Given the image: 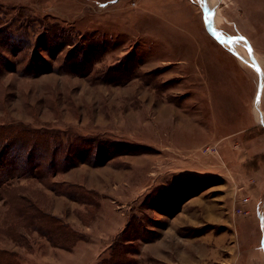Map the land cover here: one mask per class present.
Returning <instances> with one entry per match:
<instances>
[{
  "label": "rangeland",
  "instance_id": "1",
  "mask_svg": "<svg viewBox=\"0 0 264 264\" xmlns=\"http://www.w3.org/2000/svg\"><path fill=\"white\" fill-rule=\"evenodd\" d=\"M96 41L94 73L134 66L127 84L59 71ZM36 56L51 70L23 74ZM11 126L108 148L14 181L83 239L70 251L38 233L15 243L1 199L0 248L21 264H98L124 230L131 264H264V0H0V127ZM49 146L61 162L64 146ZM67 185L85 198L59 194Z\"/></svg>",
  "mask_w": 264,
  "mask_h": 264
},
{
  "label": "trees",
  "instance_id": "2",
  "mask_svg": "<svg viewBox=\"0 0 264 264\" xmlns=\"http://www.w3.org/2000/svg\"><path fill=\"white\" fill-rule=\"evenodd\" d=\"M84 46L78 51L74 47L66 53L65 59L59 66L60 72L85 78L91 77L96 84L121 86L131 80L134 66L130 65H113L94 73L95 61L104 53L105 46L100 41ZM48 54L51 57L54 56L52 50ZM48 66L49 63L46 60L42 58L39 60L37 56L32 57L23 74L37 76L51 70ZM44 137L45 133L41 131H31L13 126L10 128L0 127V200L4 199L9 205L5 221L6 230L15 243L22 244L24 241L26 242L31 233H38L52 246L70 251L83 240L82 236L76 231L70 230L59 218L39 209L27 197L17 194L14 191L15 187H12L13 183L22 177H35L45 181L60 169L66 170L74 167L75 162L92 165V162L99 158L96 156V152H102V155L105 156L104 153L107 154L108 148L103 147V149H96L90 153L89 149H82L78 146V136L66 141L59 136L45 141L42 139ZM49 144L64 146L67 152H64L65 155L61 162L56 160L57 152L53 151ZM112 144L116 146H109V152L112 154L113 151L120 152L121 144H117V142ZM71 156H73L72 161H70ZM66 187L68 189L58 191V193L71 200L80 201L85 198L81 195L82 193L77 194L73 190L74 188L82 191V188L76 185H67ZM3 194L5 195L3 196ZM126 232L127 230H124L119 235L111 254L101 259L98 264H131V260L128 258V245L124 244L127 242V239H124ZM0 264L21 263L16 253L0 248Z\"/></svg>",
  "mask_w": 264,
  "mask_h": 264
},
{
  "label": "crops",
  "instance_id": "3",
  "mask_svg": "<svg viewBox=\"0 0 264 264\" xmlns=\"http://www.w3.org/2000/svg\"><path fill=\"white\" fill-rule=\"evenodd\" d=\"M256 210H258V208ZM261 231H264V226L262 227Z\"/></svg>",
  "mask_w": 264,
  "mask_h": 264
},
{
  "label": "built area",
  "instance_id": "4",
  "mask_svg": "<svg viewBox=\"0 0 264 264\" xmlns=\"http://www.w3.org/2000/svg\"><path fill=\"white\" fill-rule=\"evenodd\" d=\"M244 201L247 202V199H245Z\"/></svg>",
  "mask_w": 264,
  "mask_h": 264
},
{
  "label": "bare ground",
  "instance_id": "5",
  "mask_svg": "<svg viewBox=\"0 0 264 264\" xmlns=\"http://www.w3.org/2000/svg\"><path fill=\"white\" fill-rule=\"evenodd\" d=\"M234 44V43H233Z\"/></svg>",
  "mask_w": 264,
  "mask_h": 264
}]
</instances>
